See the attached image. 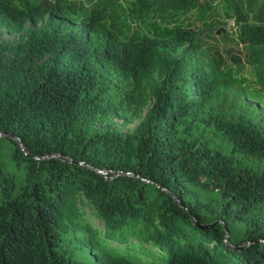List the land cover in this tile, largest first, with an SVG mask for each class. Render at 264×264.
<instances>
[{"label":"trees","instance_id":"16d2710c","mask_svg":"<svg viewBox=\"0 0 264 264\" xmlns=\"http://www.w3.org/2000/svg\"><path fill=\"white\" fill-rule=\"evenodd\" d=\"M198 7L0 0V28L31 26L0 41V264H264V111L185 23ZM234 25L264 92V24L237 12ZM156 65L151 106L113 128L141 112ZM76 194L102 236L75 218ZM125 236L158 253L109 246Z\"/></svg>","mask_w":264,"mask_h":264},{"label":"rangeland","instance_id":"374dc122","mask_svg":"<svg viewBox=\"0 0 264 264\" xmlns=\"http://www.w3.org/2000/svg\"><path fill=\"white\" fill-rule=\"evenodd\" d=\"M215 4L206 7L208 0H202L206 2L202 7L194 9L189 18L185 23H190V28L194 31L196 40L205 42L207 45H212L217 48L218 53L226 60L227 66L231 68L232 77L239 82V86L242 89V93L247 101L253 102L248 98L249 95L258 97L260 99L259 109L264 111V92L260 91L258 85L254 82V76L252 72V67L245 63V53L241 45L237 44L235 41V25L234 19L237 11L241 13L245 10L241 9L243 0H213ZM200 14H198V12ZM215 11L218 12L215 14ZM222 11V12H219ZM216 21L219 23H224L223 25H215L213 28H217L215 33L208 32L209 22ZM31 26L27 23L23 25V28L19 31L9 32L3 28H0V41L9 43L13 46L23 43L27 39V30ZM230 30V31H229ZM208 35H214L215 39L211 40ZM223 37H220V36ZM3 51L0 50V55ZM234 56L240 62L239 65L230 64V58ZM203 61V57H200ZM161 80V73L159 67L154 66L148 73L147 78L142 82L140 87V93L144 94V103L141 107V112L129 119H123L115 115H110L109 119L112 121L113 128L124 132L130 133L135 129L139 123L141 117L146 112V110L151 106L153 99L150 94V88L147 86L149 83L158 82ZM93 129L104 130V126L97 122L88 123ZM102 176L106 177L107 173L99 172ZM115 175V174H114ZM72 212L76 215L75 218L80 220L81 224H87L91 229H95L99 236L103 234V226L98 219L95 218L92 209L89 207L88 202L80 195L76 194L72 196L71 203ZM126 237V238H125ZM122 242H117L116 240H110L108 242L109 246L117 247L119 249L133 248L141 258H145L144 252L142 250L151 249L153 252L158 253V250L147 244H142L135 240L132 236H125Z\"/></svg>","mask_w":264,"mask_h":264},{"label":"crops","instance_id":"0c3cea01","mask_svg":"<svg viewBox=\"0 0 264 264\" xmlns=\"http://www.w3.org/2000/svg\"><path fill=\"white\" fill-rule=\"evenodd\" d=\"M205 3L202 2V0H199V7H202ZM210 5H215L216 7L218 3L215 4V1L208 0L206 7H209ZM218 6L221 7V5ZM241 9L245 11L242 13L240 11L237 12L242 15L248 23L264 24V0H243ZM217 13L218 12L215 11V14Z\"/></svg>","mask_w":264,"mask_h":264}]
</instances>
